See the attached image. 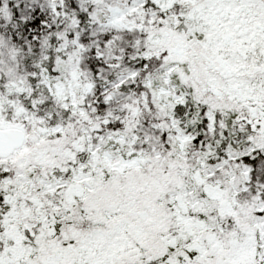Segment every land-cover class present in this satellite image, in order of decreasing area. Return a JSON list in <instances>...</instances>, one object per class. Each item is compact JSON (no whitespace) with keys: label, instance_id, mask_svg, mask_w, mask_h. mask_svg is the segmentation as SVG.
<instances>
[{"label":"snow or ice","instance_id":"snow-or-ice-1","mask_svg":"<svg viewBox=\"0 0 264 264\" xmlns=\"http://www.w3.org/2000/svg\"><path fill=\"white\" fill-rule=\"evenodd\" d=\"M0 264H264V0H0Z\"/></svg>","mask_w":264,"mask_h":264}]
</instances>
